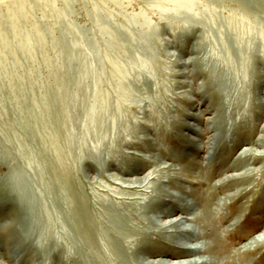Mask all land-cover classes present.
I'll return each instance as SVG.
<instances>
[{
    "label": "rangeland",
    "instance_id": "obj_1",
    "mask_svg": "<svg viewBox=\"0 0 264 264\" xmlns=\"http://www.w3.org/2000/svg\"><path fill=\"white\" fill-rule=\"evenodd\" d=\"M188 2H195L193 12L197 13L204 8L217 7L216 13L220 17L227 16L231 10H239L245 21L256 22L258 28L264 30V8L243 10L234 0H0V264H42L49 259L62 264H93L91 257L83 254L82 245L77 247L65 237L57 242L58 253L47 254L42 244H32L34 234L31 235L27 227L36 222L34 217L40 212V206L32 205V200L43 196L41 199L46 205L54 201L49 194L54 179L49 176L48 165L62 166L55 159L65 161L63 166L71 167L75 187L93 216L98 206L95 196L101 195L116 205L118 203L117 210L128 216L129 223L138 225L139 218L132 208L144 191L135 190L134 185L126 180L137 175L142 177L156 165L163 167L167 164L184 167L183 174L191 178L201 164L205 165L204 154L208 156L211 151L208 150L210 146L203 147L204 142L216 134L217 118L223 114H227L230 122L222 127L230 132L223 133L213 145V162L217 161L222 172L217 176V166H201L208 169L207 181L215 185L214 201L217 210H221L219 223L230 225L225 240L234 249L264 233V148L261 146H264V107L258 103L264 100V54L258 44L256 62L250 65V72L247 70L245 91L235 94L232 88L224 94L219 86L212 85V67L206 60V55L216 48L211 39V28L196 23L194 27L187 26L188 17L175 14L174 10ZM17 14L23 19L16 21ZM140 14L150 23L153 63L147 67L149 70L131 72L126 83L129 92L123 96V92L118 94L115 91L109 61L112 56L125 63L127 57H118L116 52L108 51L107 55L99 53L93 58L86 46L89 42L96 43L100 49L106 46V35L97 30L101 20L119 26L128 16ZM69 29L72 30L68 32ZM119 31L125 39L124 30ZM37 34H42L44 40H38ZM4 36L6 39H2ZM63 40L71 41L77 55L68 64H65L66 55L61 47ZM144 47L149 48V45ZM82 54L86 56L81 57L86 58L83 62L79 58ZM82 66H89L97 76L101 75L98 77L102 85L98 86V82L97 86L108 108V113L103 116V126L108 123V129L106 126L101 128L107 130H103L105 134L100 138L103 141L98 138L100 141L94 145L91 139L92 142L90 140L85 145L87 152L83 151L81 161L79 149L69 151L66 147L69 146L65 144L66 134L71 131L83 136L76 121L81 117L80 106L88 108L94 102L89 98L93 86L86 97L80 96L82 103L75 102L72 114L66 111L73 108L71 102L60 91L67 86L68 79L67 89H71L69 85L74 87L73 75ZM74 88V92L81 90ZM231 96H234L233 101L238 98L232 106L229 105L231 100L227 101ZM256 142L258 146L254 144ZM246 148L251 149L242 155ZM51 149L57 154L54 155ZM56 155L60 157L56 158ZM152 155L158 160L149 161ZM245 168H261L262 171L242 183L233 180L222 186L218 184L222 178L242 173ZM225 169L232 170L224 172ZM32 180L34 184L30 183ZM169 187L173 192L182 190L173 184ZM232 192L238 194L230 197ZM172 204L176 207V202ZM59 206V215L63 210L68 213L62 203ZM223 216L226 219L220 218ZM151 240L160 248L170 244L157 235H149L148 241ZM237 258V262L240 260L238 264H264V245Z\"/></svg>",
    "mask_w": 264,
    "mask_h": 264
},
{
    "label": "bare ground",
    "instance_id": "obj_2",
    "mask_svg": "<svg viewBox=\"0 0 264 264\" xmlns=\"http://www.w3.org/2000/svg\"><path fill=\"white\" fill-rule=\"evenodd\" d=\"M234 1L239 5V8L243 10L250 7H255L257 10L264 8V0ZM157 2H159V0H157ZM94 7L96 8V5H94ZM194 7L195 2H188L174 11L175 14H182L183 16L188 17L187 26L190 25L194 27L196 24H201L200 26L211 28V39L213 40V44L216 48H213V50H211L208 54L206 53V60H209L208 62L212 67V85L219 86L223 90L224 94H227L232 88L234 89L235 94H242L245 91V87L247 84V70H249L250 72V69L252 68L250 65L256 62L257 59L255 48L258 46V44H260L261 46L260 51L262 52V54H264V30L259 29V25L256 22H254V24L252 23V21H245V19H243L242 17L243 14H240L238 12L239 10H231L227 16L220 17L221 15L218 16L216 13L217 7L204 8L199 13L195 11L193 12ZM161 8H163V6ZM14 18L16 19V21H18V19H23L19 14L15 15ZM140 19H142V22H139ZM149 26L150 23L147 21L143 14H140L138 16H128V18H126L125 21L119 26H111L108 25L106 21L101 20L97 24V30L106 35V46L100 49L99 46L96 45V43L91 42H89L86 46L87 51H90H88L90 53L89 55L92 54L93 58L99 56V53L107 55L106 52L108 51L116 52L118 57H120L121 55L123 58L127 57L125 59V63H122V61H120L122 59H114L112 58V56L110 57L109 61V67L110 69L112 68L111 70L113 72L112 76L115 78V80L113 79L115 85H112L115 86V91L118 94H121L123 92V96L128 95L129 87L126 83L132 71L141 72L142 70H149L147 67H150L153 63L151 60L152 48L150 45L151 31ZM119 29L124 30L125 39L120 36ZM71 30L72 29H69L68 32H70ZM66 34L68 36V33ZM36 38L38 40H44L42 34H37ZM2 39H6V37ZM211 39L206 38L205 40ZM60 41L61 40L56 42L59 44ZM53 42L55 41L53 40ZM70 42L67 43L64 40L63 42H61V47L66 55L65 64L70 63L77 56L76 52H73V48L70 45ZM80 42L81 41H79V43ZM145 45H149V48H145ZM79 56L82 62L86 60V58L81 59V57H86L83 54ZM90 60V63H94ZM77 70L79 69L77 68ZM251 72L253 73V71ZM92 73L94 72L90 70L89 66H85L82 69L80 68V71H77L76 74L73 75V84L74 87H76L73 88L77 89L78 87L81 90H77L74 92L73 88L70 87L71 85H69V88L71 89L68 90L67 86L70 82L68 81L70 79H68L66 82L67 86L64 88L63 85L64 89L62 88L63 90L60 91L64 93L63 96L66 98V100L71 102L73 108L66 111H68L67 114H72V112L76 108L75 102L82 103L81 97H86L89 93L90 86H93V91L92 94L89 95V98L94 102L88 108H83L84 105L83 107L82 105L80 106V112L82 113H79L81 117L78 121H76L80 124V128H82L81 131L83 132V136H78L77 133L72 134L71 131V134H66L68 136H66L67 140L65 141V144L70 146L66 147L69 148V151L72 149H79L78 157L81 161L84 159L83 151L87 152V150H85L84 148L85 145L87 146L91 139H93V144L94 142L102 140L100 138H103V135L105 134L103 130L105 128H103V130L101 128L106 126V129H108V123L103 126V116H106L105 114L108 113V108L106 109L100 89L98 88L100 84L102 85L98 77L101 75L97 76L96 72L94 74ZM101 74L103 75V73ZM110 74L111 72L109 73V75ZM98 82L100 83L98 84ZM108 83L110 82H107V84ZM63 96L60 95V97ZM233 97L234 96H231L230 99L227 100H231V102L229 103L230 106H232V104L236 103L238 100V98H236L233 101ZM33 99H35V97ZM45 101H47V99H45ZM50 101L52 102V100ZM258 103L260 107H264L263 99L259 100ZM61 114L59 118L60 122ZM110 117L111 116H109V118ZM67 118H65V120H67ZM227 119V114H223L222 116L220 115V118H217V122L219 123V125L216 129V134H212L211 137H209L203 145V147L205 145L210 146L208 150H210L211 152H208V156L204 154L207 161L204 166L203 164H201V166L205 168L217 166L218 172H215L217 176L222 171L220 170V166L217 161L213 162V157L215 156V147H213V145H215L214 143L216 142V139L222 136L223 133L227 134L228 132H230V130L226 129V127L225 129L222 127L229 124L230 120ZM112 123L110 126L114 124ZM201 133H203V131H201ZM98 138L100 140H98ZM50 143H52V141ZM53 144L57 145L58 143L56 144L54 142ZM254 144L256 146L259 145L257 142ZM261 146L264 148L263 145ZM53 147H55L54 150H56V146ZM50 148H52V146ZM250 149H243L241 154H246V151H249ZM89 150L91 149L89 148L88 151ZM51 151L53 150L51 149ZM53 153L54 155L57 154L55 153V151H53ZM67 153L69 154L70 152L67 151ZM96 155L97 153L95 152L94 157H96ZM155 156H150L151 160L149 161H157L158 157ZM58 157L60 156H57L56 158ZM98 158L100 160V155H98ZM60 159L64 160L62 158ZM54 161L60 162L62 165L60 167L59 164L60 170L58 169V171L57 168L59 167H56L57 165H48L49 176L52 175L51 177H53L54 179L53 183L50 186L51 190L49 194L52 195L54 201H51V203L49 202V205H46V201L43 202L44 200H42L43 196H39V198L36 197L38 199L32 200V205L34 204L35 206L36 204L40 206V212L38 213L37 217H34L36 222L34 221V223H32L31 225L29 224V228L27 227L30 234H34L32 238L33 240H31L32 244H42L44 252H47V254L58 253L59 246L57 242L65 237L77 247L78 245H82V248L84 250L83 254H85L86 257H91V261L88 259V262L90 261L93 264H238L240 260L237 262V257L245 256L246 254L264 245V233L257 234L255 238H253L249 243H244V245L242 244L243 246H241V248L239 249H234L229 243L226 242L225 237L230 232V225H222L221 223H219L220 221L218 217L220 216L221 210H217V204L214 201L216 196L214 191L215 185L213 186L210 182L207 181L209 180V175L207 173L208 169L206 170L205 168H201V166L199 167V171L193 174L191 178L183 174L184 167L177 168L174 165L167 164L163 167H157L156 165V167L147 171L144 176L141 177L136 174L138 177H133L129 180H126L128 181V183L134 185L133 188L135 190L142 192L144 191L140 194V197H138L133 204V212L137 214V217L139 218V221L137 223L138 225H133L129 223L128 216L126 214H122L117 210V207L119 206L118 203L116 205L114 202L107 200L104 196L101 195L95 196V201L98 206L97 210H95L94 213L96 216H93V213L91 214V211L87 207V202L75 187V183L73 181L74 175H72L74 173L71 170V167L68 168L67 166H63V163L65 161H58V159H55ZM52 165L54 164L52 163ZM229 170L232 169H225L224 172H227ZM261 171V168H245L242 173L228 175L222 178L220 182H218V184H221L222 186L228 184L233 180L242 183L245 182L254 173H260ZM32 181L30 183L34 184L35 181ZM170 184L181 187L182 190L173 192L171 191L172 189H169ZM184 184L189 187H185ZM204 185L207 186L205 189L203 188ZM47 190L49 191V189ZM237 194L238 193L232 192L230 194V197H235ZM171 201L176 202V207H173ZM169 202L171 205L169 204ZM59 203H62V205L66 207V209L68 210L67 214L66 212H64V210L62 212V215L58 214L57 209L58 207H60ZM42 209H44V213L42 212ZM31 216H33L32 211ZM220 218L226 219V216ZM42 219L46 220L43 222ZM235 223H238V220L235 221ZM149 235H157L159 238L165 239L166 241H168V243H170L168 244L169 247H158L157 244L152 243L154 242L153 240L148 241ZM150 247H153L154 249H151ZM65 250H68V247L65 246ZM40 251L43 252L42 250ZM52 260L53 259H49V262L45 260L42 264H62L53 262Z\"/></svg>",
    "mask_w": 264,
    "mask_h": 264
}]
</instances>
